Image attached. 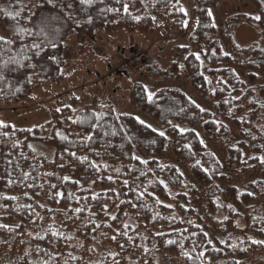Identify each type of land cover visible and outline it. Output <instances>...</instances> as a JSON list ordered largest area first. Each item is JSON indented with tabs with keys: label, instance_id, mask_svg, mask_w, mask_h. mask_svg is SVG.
<instances>
[{
	"label": "trees",
	"instance_id": "obj_1",
	"mask_svg": "<svg viewBox=\"0 0 264 264\" xmlns=\"http://www.w3.org/2000/svg\"><path fill=\"white\" fill-rule=\"evenodd\" d=\"M219 1L194 0L190 17L181 0H0V104L22 103L37 87L61 79L70 32L88 38L102 27L190 35L200 52L174 45L168 70L179 74L183 63L191 83L213 99L205 108L179 87L151 90L139 80L127 99L158 119L157 126L112 99L54 107L49 120L32 127L0 119V253L11 252L9 264H251L264 256V130L253 123L261 106L253 95L264 93V84H255L256 69L264 68V0H253L261 19L244 12L228 18L261 33L245 46L228 33V51L209 15ZM230 63L248 66L247 79ZM199 123L229 142L224 160ZM33 139L52 145V153L36 151ZM138 143L148 157L136 152ZM169 143L205 188L204 214L183 189L181 168L160 159ZM230 171L256 176L240 192L226 185L232 201L222 206L226 217L216 219L217 184ZM205 218L221 234L216 242ZM96 244L111 251L96 260Z\"/></svg>",
	"mask_w": 264,
	"mask_h": 264
},
{
	"label": "rangeland",
	"instance_id": "obj_2",
	"mask_svg": "<svg viewBox=\"0 0 264 264\" xmlns=\"http://www.w3.org/2000/svg\"><path fill=\"white\" fill-rule=\"evenodd\" d=\"M181 4L188 16L191 17L194 0H181ZM210 12L224 51L229 50L228 33H231L236 43L242 46L249 45L260 38L261 33L257 27L242 19H228L237 12L258 16L259 7L253 0H220L210 8ZM0 33L3 34L1 28ZM176 44H186L191 50L200 52L201 46L190 35L177 36L172 33H165L160 27L151 33L128 30L125 27L110 30L102 27L96 31L95 36L88 38H82L72 30L66 39L64 49L67 57L62 68L64 76L57 81H48L37 87L22 103L2 102L0 104V119L10 122L14 128L32 127L49 120L51 110L54 107H61L67 103L80 106L88 101L103 104L106 100L112 99L115 103L117 100V105L121 109L133 112L150 125L157 126V124L159 125L158 119L131 106L127 99L128 89L139 80L146 83L151 90L162 86L179 87L201 106L212 108L213 99L200 92L191 83L183 63L180 65L179 74L168 70L169 61L173 57L172 47ZM129 45H135V48H129ZM139 49L144 50V63L134 61L130 64L126 58L127 51ZM181 62H183V58ZM109 65H111L110 70ZM230 65L236 69L240 77L247 79L250 70L248 66L237 63H230ZM149 66H153L154 69H166V73L152 72ZM204 69H206L205 66ZM256 71L259 76L255 84H264V68H258ZM253 96L257 102L261 103L258 114L253 118V123L264 130V93L257 89ZM228 122L233 129L234 136L239 138L238 127L231 120ZM196 128L206 139V143L224 160L227 156V144L229 142L209 136L200 123L196 125ZM59 133L64 134V131L59 130ZM31 145L36 151L47 155L53 151L52 145L38 139L31 140ZM136 152L142 157L150 155L143 150L139 143L136 145ZM160 159L163 162H174L181 168L185 177L183 189L189 192L190 201L200 213L204 214L207 208L205 188L195 179L189 165L175 154L171 143L160 155ZM254 176L256 175L230 171L229 179L226 182L220 181L219 185L217 184L219 209L215 215L216 219L226 217V212L222 206L224 202L230 203L232 201L226 185L228 183L236 184L240 192ZM193 188L196 191H192ZM260 199L262 198L258 196L257 200ZM203 225L210 233L211 239L216 242V237H220L221 234L215 224L205 218ZM95 247L97 250L96 260L102 252L111 251L108 246L96 244ZM12 260L11 252L0 253V264H9ZM251 264H264V256L256 255Z\"/></svg>",
	"mask_w": 264,
	"mask_h": 264
},
{
	"label": "built area",
	"instance_id": "obj_3",
	"mask_svg": "<svg viewBox=\"0 0 264 264\" xmlns=\"http://www.w3.org/2000/svg\"><path fill=\"white\" fill-rule=\"evenodd\" d=\"M144 56V53H143V51H134V50H132L131 52H130V55H129V61L132 63V62H138L139 60H141L142 59V57Z\"/></svg>",
	"mask_w": 264,
	"mask_h": 264
},
{
	"label": "snow or ice",
	"instance_id": "obj_4",
	"mask_svg": "<svg viewBox=\"0 0 264 264\" xmlns=\"http://www.w3.org/2000/svg\"><path fill=\"white\" fill-rule=\"evenodd\" d=\"M181 10L183 11V9H181ZM9 15H11V13H9ZM17 15H18V13H17ZM209 15H211V12H209ZM255 19L259 20V19H261V17L257 16V17H255ZM3 39H4V37H0V40H3ZM151 98H152V94L149 93V99H151Z\"/></svg>",
	"mask_w": 264,
	"mask_h": 264
},
{
	"label": "crops",
	"instance_id": "obj_5",
	"mask_svg": "<svg viewBox=\"0 0 264 264\" xmlns=\"http://www.w3.org/2000/svg\"><path fill=\"white\" fill-rule=\"evenodd\" d=\"M129 46H130V45H129ZM131 46H135V45H131ZM131 46H130V47H131Z\"/></svg>",
	"mask_w": 264,
	"mask_h": 264
}]
</instances>
